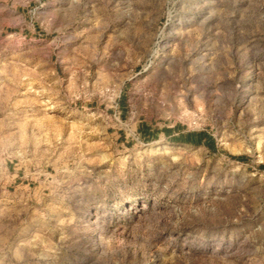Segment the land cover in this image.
<instances>
[{"label": "rangeland", "instance_id": "obj_1", "mask_svg": "<svg viewBox=\"0 0 264 264\" xmlns=\"http://www.w3.org/2000/svg\"><path fill=\"white\" fill-rule=\"evenodd\" d=\"M262 164L264 0H0V264H264Z\"/></svg>", "mask_w": 264, "mask_h": 264}, {"label": "trees", "instance_id": "obj_2", "mask_svg": "<svg viewBox=\"0 0 264 264\" xmlns=\"http://www.w3.org/2000/svg\"><path fill=\"white\" fill-rule=\"evenodd\" d=\"M166 131H170L169 128ZM179 139H188L190 142H194V143H206L210 148H214L215 147V141L213 139L212 136L206 134V133H202L199 132L198 134H196V136L194 137L193 134L186 135L184 138L183 136H180ZM234 158L241 160V161H245L247 159L246 155H238V156H233ZM261 169H264V164L260 165Z\"/></svg>", "mask_w": 264, "mask_h": 264}]
</instances>
